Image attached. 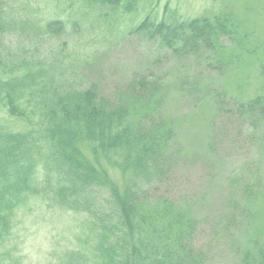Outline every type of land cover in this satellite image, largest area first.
<instances>
[{"label":"trees","instance_id":"trees-1","mask_svg":"<svg viewBox=\"0 0 264 264\" xmlns=\"http://www.w3.org/2000/svg\"><path fill=\"white\" fill-rule=\"evenodd\" d=\"M17 1L0 0V113L29 121L38 112L42 125L21 131L0 122V250H6L17 218L45 201L91 216L86 223L91 247L84 251L79 245L58 263L210 264L213 243L231 244L252 218L247 202L264 195L258 173L264 81L244 101L231 99L218 80L211 83V93V85L202 81L210 79L202 76L207 68L226 73L229 67L217 53L219 38L232 33L226 1L212 0L221 5L218 11L189 20L144 16L128 31V38L143 48V60L108 94L93 73L104 50L117 42L108 37L118 25L117 15L130 12L133 1L20 0L15 6ZM162 58L175 64V76L169 68L161 71ZM260 70L264 76V63ZM159 88L187 95L191 103L209 97L257 144L247 168L251 176L244 180L234 169L228 180L244 198L230 197L225 211L217 213L218 224L210 227L212 239L202 243L198 237L205 226L194 208L201 204L206 180L201 195L158 191L170 165L184 153L166 121L165 101L159 99L130 120L137 102ZM82 141L92 143V158L82 152ZM211 150L217 151L214 142ZM110 166L119 171L121 183L110 177ZM211 167L203 173L213 174L210 180L216 175ZM253 247L234 248V264H264V241L254 240ZM0 264H7L4 256Z\"/></svg>","mask_w":264,"mask_h":264},{"label":"rangeland","instance_id":"rangeland-1","mask_svg":"<svg viewBox=\"0 0 264 264\" xmlns=\"http://www.w3.org/2000/svg\"><path fill=\"white\" fill-rule=\"evenodd\" d=\"M121 1L124 4L127 0ZM130 1L134 4L132 10L117 15L118 25L108 34V37L117 42H112L104 50L93 73L94 79L100 82L106 94L128 78V72L135 62L143 60V48L128 38V31L144 16L150 15L155 20L171 18L183 21L207 12L215 13L221 6L212 0ZM224 1L229 7L225 10L231 12L233 34H224L219 38L217 53L229 67L226 73L209 71L207 68L202 76L209 75L210 79L202 81L211 85V93L215 86L211 83L215 84L218 80L231 99L244 101L255 96L264 81V76L260 73V65L264 63L263 0ZM22 2L23 0L20 3ZM167 68L171 70L172 76L177 71L173 62L162 58L160 69L164 71ZM186 71L188 69L181 74ZM147 97L148 95L143 99ZM161 98L163 103L165 101L166 121L174 128L184 153L175 165H170L168 179L158 186V191H167L166 193L174 197L201 195L206 180L207 186L201 204L194 208L201 226H205L198 237L202 243L212 239L210 227L218 224L220 216L217 213L223 210L230 197L244 198L240 189L231 185L228 180L232 179L234 169H237L244 180L251 176L247 168L254 163L257 144L246 139L244 129L233 117L229 118L228 115L218 112V106L209 97L191 103L189 96H181L176 90L168 88L156 89L148 100H139L131 109L130 120H135L144 111L152 109ZM0 114H3L0 115V122L7 129L36 131L40 130L38 125H42L38 112H34L29 121L11 118L3 112ZM213 142L216 152L211 150ZM80 147L86 157L92 158L91 142L82 141ZM262 153L258 173L261 185L264 186V148ZM210 165H214L210 171L216 174L211 180L209 176L213 174L203 175L206 172L205 166ZM107 171L115 182L121 183V175L117 169L110 166ZM184 200H189V197ZM247 206L252 214L249 224L238 233L237 238L232 239V246L229 242L228 246L213 243L215 247L210 264H234V248L254 249V240L264 241V195L251 199ZM27 212L25 216L20 215L17 218L11 237L6 242L5 249L8 254L6 250H0V258L4 256L7 264H61L58 263L59 259H65L67 253L76 251L79 245L86 251V246L91 247L93 244L86 225L91 216L86 212L61 209L45 201L33 203ZM75 264L90 263L77 260Z\"/></svg>","mask_w":264,"mask_h":264}]
</instances>
